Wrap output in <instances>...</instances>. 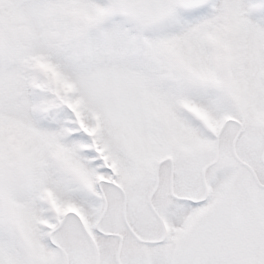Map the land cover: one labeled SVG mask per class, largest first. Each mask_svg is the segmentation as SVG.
I'll return each mask as SVG.
<instances>
[{"label":"snow or ice","instance_id":"snow-or-ice-1","mask_svg":"<svg viewBox=\"0 0 264 264\" xmlns=\"http://www.w3.org/2000/svg\"><path fill=\"white\" fill-rule=\"evenodd\" d=\"M0 264H264V0H0Z\"/></svg>","mask_w":264,"mask_h":264}]
</instances>
